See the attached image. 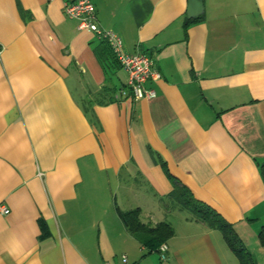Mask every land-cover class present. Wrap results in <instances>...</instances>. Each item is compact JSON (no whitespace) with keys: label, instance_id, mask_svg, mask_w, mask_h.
<instances>
[{"label":"crops","instance_id":"0c3cea01","mask_svg":"<svg viewBox=\"0 0 264 264\" xmlns=\"http://www.w3.org/2000/svg\"><path fill=\"white\" fill-rule=\"evenodd\" d=\"M92 1L153 58L157 95L121 94L127 73L63 0H0V264H240L173 205L172 177L264 264V0H203L195 17L190 0ZM136 208L173 225L165 261L121 220Z\"/></svg>","mask_w":264,"mask_h":264},{"label":"trees","instance_id":"16d2710c","mask_svg":"<svg viewBox=\"0 0 264 264\" xmlns=\"http://www.w3.org/2000/svg\"><path fill=\"white\" fill-rule=\"evenodd\" d=\"M102 42L106 45L98 49L99 54L102 56H111V58L114 59L111 60L112 64H109L108 61L110 67H112L115 62L120 66L110 46L105 41ZM125 88L126 86L123 84L122 89ZM108 91L113 93V88L111 89V87H109ZM114 99L115 98L111 97L109 101H113ZM260 168L264 181V161L261 163ZM172 180L174 188L169 194V199L173 202V205L187 210L197 220L206 223L209 227L218 229L223 234L228 247L236 255L240 264H257L255 255L244 244L235 231L232 223L227 221L219 212L209 205L195 198L191 190L181 181L174 177H172ZM118 213L128 231L137 236L151 251L158 252L159 247L167 243L175 233L173 225L169 222H160L156 226L143 223L140 218V208L128 211L118 209ZM258 236L261 244L264 246V225L260 229Z\"/></svg>","mask_w":264,"mask_h":264},{"label":"built area","instance_id":"2783aa9c","mask_svg":"<svg viewBox=\"0 0 264 264\" xmlns=\"http://www.w3.org/2000/svg\"><path fill=\"white\" fill-rule=\"evenodd\" d=\"M64 12L79 21L80 30L93 32L99 40L109 44L121 68L127 73L126 88L121 90L122 95H128L134 100L154 98L157 94L155 89L147 88L146 83L150 80L161 79V73L155 68L153 58L144 52L129 53L124 49V42L119 34L112 29L103 27L99 20L95 4L92 0H63ZM1 53V48H0ZM0 210L7 214L9 209L0 206ZM167 243L159 247V256L165 261L168 256ZM122 264H132L127 255H122Z\"/></svg>","mask_w":264,"mask_h":264},{"label":"water","instance_id":"95a60500","mask_svg":"<svg viewBox=\"0 0 264 264\" xmlns=\"http://www.w3.org/2000/svg\"><path fill=\"white\" fill-rule=\"evenodd\" d=\"M203 0H190L189 17H195L203 12Z\"/></svg>","mask_w":264,"mask_h":264},{"label":"rangeland","instance_id":"374dc122","mask_svg":"<svg viewBox=\"0 0 264 264\" xmlns=\"http://www.w3.org/2000/svg\"><path fill=\"white\" fill-rule=\"evenodd\" d=\"M181 214H186V211H183Z\"/></svg>","mask_w":264,"mask_h":264}]
</instances>
